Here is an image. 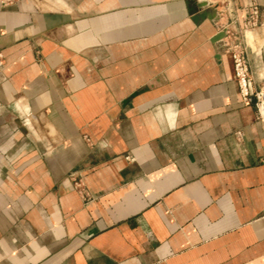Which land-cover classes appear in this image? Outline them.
<instances>
[{
	"label": "crops",
	"instance_id": "0c3cea01",
	"mask_svg": "<svg viewBox=\"0 0 264 264\" xmlns=\"http://www.w3.org/2000/svg\"><path fill=\"white\" fill-rule=\"evenodd\" d=\"M253 1L0 0V264H264Z\"/></svg>",
	"mask_w": 264,
	"mask_h": 264
},
{
	"label": "built area",
	"instance_id": "2783aa9c",
	"mask_svg": "<svg viewBox=\"0 0 264 264\" xmlns=\"http://www.w3.org/2000/svg\"><path fill=\"white\" fill-rule=\"evenodd\" d=\"M247 17L240 26H234L233 21L224 23L221 29V41L224 50L232 56L235 80L243 103L254 102L256 107V117L264 121V81L258 85L252 77L248 49L246 42V32L260 25L261 7L257 1H253L246 8ZM225 15V11L218 13L216 21ZM264 161V156L262 157ZM83 196L88 194L82 189Z\"/></svg>",
	"mask_w": 264,
	"mask_h": 264
}]
</instances>
